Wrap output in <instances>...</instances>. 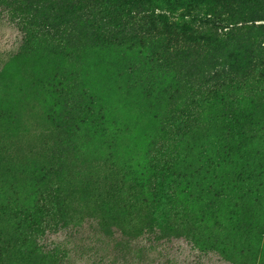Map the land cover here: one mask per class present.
<instances>
[{
    "label": "rangeland",
    "instance_id": "374dc122",
    "mask_svg": "<svg viewBox=\"0 0 264 264\" xmlns=\"http://www.w3.org/2000/svg\"><path fill=\"white\" fill-rule=\"evenodd\" d=\"M140 1L121 42L56 0H0V264H264V21L234 0L252 28L224 65L260 79L224 91L185 51L187 9Z\"/></svg>",
    "mask_w": 264,
    "mask_h": 264
},
{
    "label": "trees",
    "instance_id": "16d2710c",
    "mask_svg": "<svg viewBox=\"0 0 264 264\" xmlns=\"http://www.w3.org/2000/svg\"><path fill=\"white\" fill-rule=\"evenodd\" d=\"M56 1L59 5L58 12H63V16L70 17L83 12L80 19L81 21L84 19L85 23L80 26H91L95 38H107V33H110L112 29H115V32L110 35V38L114 36L113 39L121 38V42L126 40L136 42L135 33H133V27L130 24L138 16L137 11L139 9V4L141 3L140 0H109L108 2H112V5L109 7L101 6L99 8L96 7L97 4L86 5L85 3L78 5V8H76V6H71L74 3L70 2V0ZM147 3L151 5L150 8L153 9L151 11L152 15H149V17L161 18L167 21L171 20L173 16L176 15L175 13L178 9H187L188 12H186V14H180L178 16L182 18V21L175 25H178L181 28L197 27L193 29L196 31L197 35L201 37V40L197 43V45L201 47L198 48L202 50V55L198 52V50L195 52L194 47L185 51L190 56H197L199 58V63L202 66L208 67L207 71L202 73V75L206 76V78L209 77L210 80L213 79V84H215L218 89L230 91L233 87L239 85L240 83V85H243L247 81H249L248 84L259 81L258 79H260V77H258V75H255L256 77H254L251 74V72L255 74V70L258 68L253 60H251L249 64L245 63L247 58L243 60V62L240 63V66H238L237 71H233L234 68L232 67L226 68L224 60L230 59V57L228 52H224V50L226 47L230 48L232 44H234L233 48L237 46V49L247 50L246 42L248 39L246 36L247 33H249L247 31H249L253 26L255 28V22L264 21V19H260L263 18L260 16V12L264 10V0H239V4L237 6L242 8L247 7L250 12L248 17L249 21H246V24L251 23L250 26L252 27H247L245 25L246 27L244 29L242 28V23L238 22L241 16L237 15L238 12L234 7L236 2L234 0L227 4L229 6L225 10H223V7H216L211 4L210 0H187V3L182 5L177 4V1L175 0L148 1ZM195 9H199L201 12L199 14H192L191 12H194ZM217 10H220V12ZM96 11H101L100 14L105 12L109 13L113 16V18L110 17V19H107L101 17L96 20V23H94L93 20L95 19L93 18V14ZM155 11H159L161 14L155 15ZM88 14H91V18ZM163 14L166 16L162 17ZM170 15L172 16L169 18ZM53 20L58 21V18L55 17ZM68 24L69 23L66 25ZM95 26L97 27L95 28ZM102 28H106V30L104 31ZM198 30L202 32H199ZM239 35H241V37H239ZM238 41L242 42V44ZM252 53L253 52L251 51L250 54ZM173 58L176 59L174 55ZM165 66V69L170 74L178 71L176 67L171 66V61L170 63L166 62ZM218 67L222 68H219L216 72V68ZM208 71H211V73ZM263 72L264 69H259L256 71V74H262ZM232 73H235L239 77L232 76Z\"/></svg>",
    "mask_w": 264,
    "mask_h": 264
}]
</instances>
